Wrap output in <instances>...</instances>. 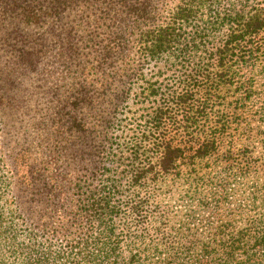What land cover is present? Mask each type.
Listing matches in <instances>:
<instances>
[{"label": "trees", "instance_id": "trees-1", "mask_svg": "<svg viewBox=\"0 0 264 264\" xmlns=\"http://www.w3.org/2000/svg\"><path fill=\"white\" fill-rule=\"evenodd\" d=\"M0 29L11 55L31 70L46 48L60 45L54 55L69 82L54 86L42 118L51 121L50 134L64 135L57 147L71 144L86 163L84 175L67 182L58 173L66 182L54 185L39 166L23 167L31 163L26 151H10L16 179L0 170V264H203L217 255L216 264H264V210L252 217L264 193V155L244 225L222 222L208 239L190 238L181 220L163 233L165 207L149 191L185 170L198 184L215 159L222 174L249 178L254 147L234 152L225 144L221 105L239 71L264 55V0H0ZM178 67L181 79L164 88L160 76ZM11 86L0 104H14ZM134 106L140 114L129 132L124 114ZM124 186L129 199L118 203ZM213 189L197 188L198 206L208 208L212 198L221 211L226 197ZM121 209L133 228L123 221L118 231ZM21 218L25 240L18 239ZM148 221L159 238L139 249L135 241L147 237L138 227Z\"/></svg>", "mask_w": 264, "mask_h": 264}, {"label": "rangeland", "instance_id": "rangeland-1", "mask_svg": "<svg viewBox=\"0 0 264 264\" xmlns=\"http://www.w3.org/2000/svg\"><path fill=\"white\" fill-rule=\"evenodd\" d=\"M30 33L35 36L36 32ZM2 34L0 33V37ZM49 48L51 49V53L46 48L49 53L39 63L38 69L31 70L21 63L19 57L11 55L9 51L10 47L5 37L0 38V85H3L0 93L5 89L10 90V85H12L11 89L14 91L12 95L9 93V96L14 100L12 107L6 103L4 105L0 104V170L2 173L9 172V177L11 175V177L16 179L11 171L10 151L13 150L14 153L26 151L30 155L29 161L31 163L25 161L22 164L23 167L27 169V167L29 168L33 165L39 166L44 173L50 175V178H48L50 184L55 185L68 182L74 173L78 176L84 175L86 170L84 168V171H82V168L86 163H81L79 156L73 155L74 150L71 144L63 148L57 147V140L62 139L64 135L62 134L60 137H57L55 134H50L51 121L48 118L43 119L47 112L46 106L51 105L52 94H56L57 92V90L53 89L54 86H63L69 82L67 70L64 69L63 64H60V61L54 55L57 52L59 54L60 45L55 44ZM62 60L66 62V60ZM179 68H173V70H169V72H165L164 75L160 76L159 79L164 88L177 85L175 83H178L182 74ZM38 74H40L39 78L36 77ZM237 86L240 88H235ZM15 87L17 88L14 90ZM235 87L225 94L226 96L222 100L221 108L224 107L226 109L224 114H226L227 124L229 123L223 139L225 144L228 143L229 145L231 143L232 149L235 150L234 152H239L238 148L241 145L248 144L252 148L254 147L253 156L257 158L252 164H255V166L251 169L249 178L242 175L239 177V174L234 175L230 171L222 174L221 167L224 164H216L214 162L215 159L211 160L212 163L210 165L212 166L205 167L206 171H202L204 178L200 179L198 184L194 185L191 183L187 170H185L181 179L171 176V179L163 184L162 187L155 184L157 189H152L150 186L149 191L156 193L153 201L160 202L165 207L162 213L163 219L161 220L163 222L162 225L165 224L167 226L163 229V233L171 235L173 227H178L179 220H181L183 221L181 224L190 229L191 232L187 233L191 235L190 238L195 237L196 239L204 240L208 239V235L213 234L215 226L222 222L230 223V219L233 221L235 218L232 226L241 227L245 223L250 204V191H253L255 178L258 175L257 167L259 159L264 155V55H260L254 59L252 64L243 67V70L239 71ZM133 109L137 111L136 106L132 108V111ZM140 111L143 112L145 110ZM139 114V112L135 113L134 111L124 114V117H127L126 126L128 125V131L129 128H134V119ZM216 119L215 116H210L211 123ZM54 128L55 126H53V130ZM116 134L118 137L120 131H117ZM128 140L129 137H126V141ZM220 148L222 150L226 149L224 147ZM221 149L218 151L219 158L223 155L222 151H220ZM238 157L242 156H237V160ZM241 160L237 162L241 164L245 161L242 160L243 162H241ZM58 173L65 175L64 180L66 181H61L60 177L57 179L56 174ZM212 177L213 180L210 183ZM187 179L190 180L187 181ZM263 181L264 174L261 175L259 183ZM15 184L14 186H16ZM212 184L214 186H211ZM2 186L6 187V181L5 183H1L0 181V189ZM196 187L199 190L201 189L200 191H205L207 188H215L213 190L217 194L220 196L221 194L222 196L225 195L226 198L221 201V203L225 204V206H222L223 209L219 211L217 204L213 202L212 198L208 200L210 202L208 208H200L198 206L199 194L196 195L198 192H196ZM5 189L1 190V195ZM122 191L123 193L117 196L118 203H120L119 200L124 203V201L129 199L130 192L128 187L124 186ZM30 198L31 196L29 195L28 198L24 197L21 200L23 207H25L24 202L26 199L30 200ZM263 200L264 193L262 202L257 204L259 206L255 211L256 214L252 217H258L263 213ZM123 212L124 210L121 209V213L116 217V224H120L118 231L121 229L123 221H125V225L129 223L128 227L133 228V225H131L132 217L129 219L123 218ZM237 212L241 213L237 216ZM27 223L25 218L19 220V224L17 225L19 240H25L28 229ZM150 223L148 221L145 225L138 227L139 233L143 232V236L147 237V243L145 244H141L138 240L135 241L139 249L146 248L153 239L157 240L159 238L154 231L153 222ZM125 253L127 252L125 251ZM217 257L218 255L213 256L212 259V257L204 256L201 258V261L203 264H216L217 261L214 259Z\"/></svg>", "mask_w": 264, "mask_h": 264}]
</instances>
